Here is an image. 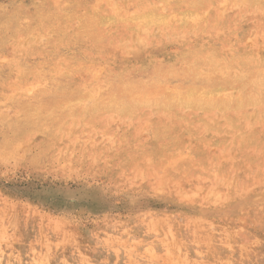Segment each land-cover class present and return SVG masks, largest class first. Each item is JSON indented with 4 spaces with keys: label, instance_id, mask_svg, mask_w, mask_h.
Returning a JSON list of instances; mask_svg holds the SVG:
<instances>
[{
    "label": "rangeland",
    "instance_id": "obj_1",
    "mask_svg": "<svg viewBox=\"0 0 264 264\" xmlns=\"http://www.w3.org/2000/svg\"><path fill=\"white\" fill-rule=\"evenodd\" d=\"M65 1L0 0V264H264V0Z\"/></svg>",
    "mask_w": 264,
    "mask_h": 264
},
{
    "label": "bare ground",
    "instance_id": "obj_2",
    "mask_svg": "<svg viewBox=\"0 0 264 264\" xmlns=\"http://www.w3.org/2000/svg\"><path fill=\"white\" fill-rule=\"evenodd\" d=\"M63 1H64V0H63ZM75 1H76V0H75ZM75 1H74V2H75ZM93 1H94V0H93ZM97 1H98V0H96V1H94V2L96 3ZM100 1H101V0H100ZM170 1H171V3H172V0H170ZM174 1H175V0H174ZM214 1H215V2H211V4H214V3H215V4H217V5L220 6V3H221L220 0H214ZM227 1H228V0H227ZM65 2H67V0H66ZM74 2H73V3H74ZM235 2H236V1H234V3H235ZM239 2H240V1H239ZM114 3H115V2H113V6L110 5L112 8L114 7ZM137 3H138V2H137ZM164 3H165V2H164ZM167 3H168V2H167ZM262 3H263V2H262ZM65 4H66V3H65ZM81 4H82V3H81ZM254 4H255V3H254ZM73 5H74V4H73ZM158 5H159V2H158ZM160 5H161V4H160ZM63 6H64V4H63ZM192 6H193V5H192ZM233 6H234V5H233ZM237 6H239V5L237 4ZM237 6H235V7H237ZM73 7H74V6H73ZM94 7H95V6H94ZM223 7H224V6H223ZM254 7H255V6H254ZM62 8H64V7H62ZM255 8H256V7H255ZM255 8H254V9H255ZM45 9H47V8H45ZM48 9H49V8H48ZM224 9H225V8H224ZM243 9H244V8H243ZM69 10H72V8L69 9ZM116 10H117V9H116ZM164 10H165V8H164ZM257 10H258V9H257ZM81 11H82V9H81ZM113 11H114V10H113ZM206 11H208V10H206ZM206 11H205V12H206ZM224 11H225V10H224ZM114 12H115V11H114ZM205 12H204V13H205ZM225 12H226V11H225ZM246 12H247V11H246ZM43 13H44V12H43ZM65 13H66V12H65ZM69 13H70V12H69ZM134 13H135V12H134ZM134 13L132 12V14H134ZM130 14H131V12H130ZM195 14H196V13H195ZM228 14H229V13H228ZM236 14H237V13H236ZM236 14H235V15H236ZM259 15H260V14H259ZM189 16H190V15H189ZM197 16H198V15H197ZM197 16H196V17H197ZM262 16H263V15H262ZM184 17H185V16H184ZM219 17H220V15H219ZM192 18H193V16H192ZM197 18H198V17H197ZM92 20H93V19H92ZM192 21H193V20H192ZM234 22H235V21H234ZM219 23H220V22H219ZM235 23H236V22H235ZM234 25H235V24H234ZM234 25H233V26H234ZM221 27H222V26H221ZM221 27H220V28H221ZM234 27H235V26H234ZM234 27H233V28H234ZM227 28H228V27H227ZM227 28H226V29H227ZM243 28H244V27H243ZM232 30H233V29H232ZM227 31H228V30H227ZM227 31H226V33H227ZM217 32H218V31H217ZM223 32H224V31H223ZM228 32H229V31H228ZM242 32H243V31H242ZM236 33H237V32H236ZM229 34H230V33H229ZM210 35H211V34H210ZM216 35H217V34H216ZM224 35H225V34H224ZM227 35H228V34H227ZM235 36H236V35H235ZM215 37H216V36H215ZM217 37H218V36H217ZM217 37H216V38H217ZM236 37H237V36H236ZM241 39H242V38H241ZM259 39H260V38H259ZM236 40H237V38H236ZM238 40H240L239 37H238ZM95 41H96V40H95ZM227 41H228V40H227ZM228 42H229V41H228ZM236 43H237V42H236ZM236 43H235V44H236ZM230 44H232V43H230ZM240 44H241V43H240ZM237 45H238V44H237ZM218 46H219V45H218ZM220 46H221V45H220ZM227 46L229 47V45H227ZM223 48H224V47H223ZM223 48H222V49H223ZM184 49H185V48H184ZM233 49H234V48H233ZM191 50H192V49H191ZM209 50H210V49H209ZM192 54H193V52H192ZM187 55H189V54H187ZM191 56H193V55H191ZM204 56H205V54H204ZM90 58H91V57H90ZM93 58H94V57H93ZM185 58H186V57H185ZM97 59H98V58H97ZM212 59H213V58H212ZM192 60H193V59H192ZM2 61H3V60H2ZM185 61H186V60H185ZM181 62H182V61H181ZM213 62H214V61H213ZM188 63H189V62H188ZM192 63H193V62H192ZM198 63H199V62H198ZM216 63H217V62H216ZM216 63H215V65H216ZM55 64H56V63H55ZM75 64H76V63H75ZM38 66H39V65H38ZM60 66H61V64H60ZM99 66H100V65H99ZM166 67H167V66H166ZM166 67H165V68H166ZM169 67H171V66H169ZM163 69H164V68H163ZM92 72H93V71H92ZM92 72H91V73H92ZM108 73H109V72H108ZM70 74H71V72H70ZM70 74H69V75H70ZM174 80H176V79H174ZM188 80H189V79H188ZM161 81H162V80H161ZM161 81H160V82H161ZM179 81H180V80H179ZM51 82H52V81H51ZM53 82H54V81H53ZM173 82H174V81H173ZM180 82H181V81H180ZM184 82H185V81H184ZM186 82H187V81H186ZM189 82H190V81H189ZM170 83H171V82H170ZM175 83H176V82H175ZM181 83H183V82H181ZM198 83H199V82H198ZM184 84H186V83H184ZM53 85H54V83H53ZM197 85H198V84H197ZM57 86H58V85H57ZM193 86H194V84H193ZM63 87H64V86H63ZM175 89H177V88H175ZM202 89H203V88H202ZM260 98H261V97H260ZM198 101H199V100H198ZM201 101H202V100H201ZM210 101H211V100H210ZM252 101H253V100H252ZM33 126H34V125H33ZM104 135H105V134H104ZM162 138H163V137H162ZM177 158H179V157H177ZM154 160H155V158H154ZM171 160H172V159H171ZM171 160H170V161H171ZM120 163H121V161H120ZM118 164H119V163H118ZM122 164H123V163H122ZM119 166H120V165H119ZM121 166H122V165H121ZM133 166H134V165H133ZM124 167H125V166H124ZM124 167H123V168H124ZM113 168H114V167H113ZM115 169H116V168H115ZM119 169H120V168H119ZM129 169H130V168H129ZM131 169H132V168H131ZM133 171H134V170H133ZM138 171H139V170H138ZM116 172H117V171H116ZM129 172H130V171H129ZM141 172H142V171H141ZM262 173H263V172H262ZM121 174H123V173H121ZM127 174H128V173H127ZM127 174H125V175H127ZM141 174H142V173H141ZM130 175H131V174H130ZM230 175H231V174H230ZM132 176H133V175H132ZM141 176H142V175H141ZM123 177H124V176H123ZM127 177H128V175H127ZM129 178H130V177H129ZM124 179H125V178H124ZM145 179H146V178H145ZM158 179H159V178H158ZM161 179H162V178H161ZM224 179H225V178H224ZM126 180H127V179H126ZM147 180H148V179H147ZM207 180H208V179H207ZM151 181H152V180H151ZM148 182H149V181H148ZM230 182H231V181H230ZM160 183H161V181H160ZM156 184H157V183H156ZM156 184H155V185H156ZM230 184H231V183H230ZM246 184H247V183H246ZM150 185H151V184H150ZM155 185H154V186H155ZM161 185H162V184H161ZM163 185H164V184H163ZM198 185H199V184H198ZM222 185H223V184H222ZM225 185H226V184H225ZM234 185H235V184H234ZM237 185H238V184H237ZM237 185H236V186H237ZM241 185H242V184H241ZM253 185H254V184H253ZM257 185H258V184H257ZM257 185H256V186H257ZM215 186H216V185H215ZM229 186H230V185H229ZM225 187H226V186H225ZM243 187H244V186H243ZM253 187H254V186H253ZM168 188H169V187H168ZM172 188H173V187H172ZM236 188H237V187H236ZM238 189H239V188H238ZM246 189H247V188H246ZM251 189H252V188H251ZM254 189H255V188H254ZM225 191H226V190H225ZM228 191H229V190H228ZM240 191H241V190H240ZM246 191H247V190H246ZM215 192H216V191H215ZM215 192H214V193H215ZM174 193H175V192H174ZM189 193H190V192H189ZM235 193H236V192H235ZM242 193H243V192H242ZM210 194H211V193H210ZM210 194H209V195H210ZM220 194H221V193H220ZM184 195H185V194H184ZM189 195H192V194H189ZM213 195H214V194H213ZM225 195H226V194H225ZM233 195H235V194H233ZM206 196H207V194H206ZM215 196H216V195H215ZM227 196H228V195H227ZM184 197H185V196H184ZM219 197H220V196H219ZM223 197H224V196H223ZM182 198H183V197H182ZM191 198H192V196H191ZM202 198H203V196H202ZM217 198H218V197H217ZM217 198H216V199H217ZM184 199H185V198H184ZM205 199H207V198H205ZM218 199H219V198H218ZM186 200H187V199H186ZM211 200H212V199H211ZM222 200H223V198H222ZM222 200H220V201H222ZM208 201H209V200H208ZM205 203H206V202H205ZM209 203H210V202H209ZM210 204H211V203H210ZM207 205H208V204H207ZM213 205H214V204H213ZM202 206H203V205H202ZM209 206H210V205H209ZM235 206H237V205H235ZM253 208H254V207H253ZM205 209H206V208H205ZM214 209H216V207H215ZM210 210H211V209H210ZM242 210H243V208H242ZM249 210H250V209H249ZM202 211H203V209H202ZM238 211H239V210H238ZM256 211H257V210H256ZM207 212H208V211H207ZM235 212H236V211H235ZM244 213H245V212H244ZM263 215H264V214H263ZM188 216H189V215H188ZM206 216H207V215H206ZM238 216H239V215H238ZM208 217H209V216H208ZM235 217H236V216H235ZM235 217L232 218V220L235 219ZM190 218H191V217H190ZM224 218H225V217H224ZM236 218H237V217H236ZM260 218H261V217H260ZM188 219H189V218H188ZM207 219H209V218H207ZM230 219H231V218H230ZM222 220H223V218H222ZM235 220H237V219H235ZM186 221H187V220H186ZM191 221H192V220H191ZM203 221H204V220H203ZM206 221H208V220H206ZM258 221H259V220H258ZM187 222H188V221H187ZM194 222H195V221H194ZM198 222L200 223L201 221H198ZM215 222H217V221H215ZM259 222H260V221H259ZM162 223H163V222H162ZM188 223H189V222H188ZM190 223H191V222H190ZM190 223H189V224H190ZM196 223H197V222H196ZM206 223H207V222H206ZM209 223H210V222H209ZM217 223H218V222H217ZM240 223H241V222H240ZM171 224H172V223H171ZM189 224H188V225H189ZM185 225H186V224H185ZM192 225H193V224H192ZM197 225H198V223H197ZM225 225H226V223H225ZM153 226H154V225H153ZM170 226H171V225H170ZM176 226H177V225H176ZM205 226H206V225H205ZM245 226H248V225H245ZM159 227H160V226H159ZM168 227H169V226H168ZM195 227H196V226H195ZM229 227H230V226H229ZM243 227H244V226H243ZM148 228H149V227H148ZM156 228H157V227H156ZM193 228H194V227H193ZM196 228H197V227H196ZM200 228H201V227H200ZM207 228H208V226H207ZM217 228H218V227H217ZM153 229H154V227L152 228V231H153ZM202 229H203V228H202ZM205 229H206V228H205ZM210 229H211V228H210ZM228 229H229V228H228ZM242 230H243V229H242ZM242 230H241V231H242ZM166 231H167V230H166ZM170 231H171V230H170ZM186 231H187V230H186ZM229 231H230V230H229ZM235 231H236V230H235ZM154 232L157 233L156 231H154ZM171 232H172V231H171ZM187 232H188V231H187ZM192 232H193V231H192ZM213 232H214V231H213ZM165 233H166V232H165ZM178 233H179V232H178ZM193 233H194V232H193ZM196 233H197V232H196ZM201 233H202V232H201ZM205 233L207 234V232H205ZM218 233H219V232H218ZM225 233H226V232H224V234H225ZM237 233H238V231H237ZM239 233H240V232H239ZM158 234H159V233H158ZM171 234H172V233H171ZM171 234H170V236H171ZM180 234H181V233H180ZM180 234H179V235H180ZM208 234H209V233H208ZM227 234H229V233H227ZM227 234H225L226 237H227ZM241 234H242V233H241ZM163 235H164V234H163ZM168 235H169V233H168ZM191 235H192V233H191ZM229 235H230V234H229ZM236 235H237V234H236ZM236 235H235V236H236ZM165 236H166V234H165ZM202 236L205 237V235H202ZM206 236H207V235H206ZM213 236H215V235L213 234ZM238 236H239V235H238ZM187 237H188V236H187ZM219 237H220V236H219ZM221 237H222V236H221ZM229 237H230V236H229ZM170 238H171V237H170ZM172 238H173V237H172ZM175 238L177 239V236H175ZM209 238H210V236H209ZM211 238H213V237L211 236ZM223 238H224V237H223ZM240 238H241V237H240ZM246 238H247V237H246ZM176 239H175V240H176ZM193 239H194V238H193ZM198 239H199V238H198ZM213 239H214V238H213ZM227 239H228V238H227ZM232 239H234V238H232ZM169 240H170V239H169ZM175 240H174V242H176ZM179 240H180V239H178V241H179ZM200 240H201V239H200ZM235 240H236V239H235ZM156 241H157V240H156ZM159 241H161V240H159ZM167 241H168V240H167ZM180 241H181V240H180ZM193 241H194V240H193ZM205 241H206V240H205ZM210 241H211V240H210ZM227 241H228V240H227ZM248 241H249V240H248ZM124 242H125V241H124ZM161 242H162V241H161ZM164 242L166 243V241H164ZM164 242H163V243H164ZM172 242H173V241H172ZM197 242H198V241H197ZM206 242H207V241H206ZM214 242H215V241H214ZM223 242H224V241H223ZM228 242H229V241H228ZM230 242H231V241H230ZM233 242H234V241H233ZM237 242H238V240H237ZM163 243H162V244H163ZM183 243H184V242H183ZM210 243H211V242H210ZM226 243H227V242H226ZM239 243H240V242H239ZM150 244H151V243H150ZM171 244H172V243H171ZM171 244H170V245H171ZM175 244H176V243H175ZM196 244H197V243H196ZM199 244H200V243H199ZM204 244H205V243H204ZM158 245H160V244H158ZM227 245H228V244H227ZM234 245H235V244H234ZM244 245H245V244H244ZM147 246H148V245H147ZM173 246H174V245H173ZM179 246H181V245H179ZM191 246H192V245H191ZM208 246H209V245H208ZM216 246H217V245H216ZM239 246H240V245H239ZM245 246H246V245H245ZM149 247H150V246H149ZM158 247H159V246H158ZM167 247H168V245H167ZM176 247L178 248V246H176ZM176 247H175V248H176ZM181 247H182V246H181ZM184 247H185V244H184ZM198 247H200V246H198ZM211 247H212V246H211ZM213 247H214V246H213ZM237 247H238V246H237ZM160 248H161V247H160ZM179 248H180V247H179ZM185 248H186V247H185ZM195 248H196V247H195ZM217 248H218V247H217ZM147 249H148V248H147ZM166 249H167V248H166ZM166 249H165V250H166ZM190 249H191V248H190ZM198 249H199V248H198ZM208 249L210 250V248H208ZM222 249H223V248H222ZM236 249H238V248H236ZM240 249H241V248H240ZM148 250H149V249H148ZM167 250H168V249H167ZM176 250H177V254H180V253H178V252H179L178 249H176ZM241 250H243V249H241ZM149 251L152 252L153 250L151 249V250H149ZM156 251H157V250H156ZM161 251H162V250H161ZM205 251H206V249H205ZM216 251H217V250H216ZM218 251H219V250H218ZM222 251H223V250H222ZM224 251H226V250H224ZM224 251H223V253H224ZM227 251H229V249H228ZM245 251H246V250H245ZM142 252H143V251H142ZM147 252H148V251H147ZM164 252H169V251H164ZM201 252H202V251H201ZM208 252H209V251H208ZM155 253H156V252H155ZM171 253H172V252H171ZM171 253H170V255H172ZM220 253H221V252H220ZM227 253H228V252H227ZM233 253H234V252H233ZM143 254H144V253H143ZM145 254H146V252H145ZM151 254H152V253H151ZM151 254H150V258H151ZM168 254H169V253H168ZM181 254H182V253H181ZM194 254H195V253H194ZM215 254H216V253H215ZM217 254H218V253H217ZM154 255H155V254H154ZM231 255H232V254H231ZM144 256H145V255H144ZM146 256H147V255H146ZM179 256H180V255H179ZM186 256H187V255H186ZM193 256H194V255H193ZM142 257H143V255H142ZM152 257H153V256H152ZM156 257H157V256H156ZM204 257H205V256H204ZM211 257H212V256H211ZM216 257H217V256H216ZM144 258H145V257H144ZM150 258H149V261H150ZM168 258H170V257L168 256ZM171 258H172V256H171ZM180 258H181V256H180ZM220 258H221V257H220ZM238 258H239V257H238ZM245 258H246V257H245ZM147 259H148V258H147ZM157 259H158V258H157ZM157 259H156V260H157ZM166 259H167V258H166ZM166 259H165V260H166ZM174 259H175V258H174ZM184 259H186V258H184ZM217 259H218V257H217ZM241 259H242V258H241ZM251 259H252V258H251ZM158 260H159V259H158ZM168 260H169V259H168ZM176 260H177V259H176ZM207 260H208V259H207ZM259 260H260V258H259ZM163 261H164V259H163ZM169 261H170V260H169ZM180 261H182V260H180ZM209 261H210V260H209ZM216 261H217V260H216ZM157 262H158V261H157ZM192 262H193V260H192ZM198 262H199V261H198ZM236 262H237V261H236ZM153 263H154V262H153ZM162 263H163V262H162ZM166 263H167V262H166ZM169 263H170V262H169ZM177 263H178V262H177ZM182 263H183V261H182ZM234 263H235V262H234ZM170 264H171V263H170ZM188 264H189V263H188ZM195 264H196V263H195ZM220 264H221V263H220Z\"/></svg>",
    "mask_w": 264,
    "mask_h": 264
}]
</instances>
